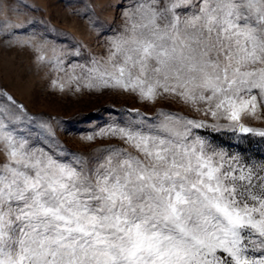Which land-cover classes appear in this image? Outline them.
Returning a JSON list of instances; mask_svg holds the SVG:
<instances>
[{
	"label": "snow or ice",
	"instance_id": "obj_1",
	"mask_svg": "<svg viewBox=\"0 0 264 264\" xmlns=\"http://www.w3.org/2000/svg\"><path fill=\"white\" fill-rule=\"evenodd\" d=\"M125 16L107 58L76 65L81 74L69 83L152 102L174 97L213 123L166 112L150 123L134 110L139 119L106 133L127 147L86 157L62 148L50 124L8 96L0 264H264V162L196 131L264 138L241 123L264 109V0H135ZM24 27L0 20V35ZM52 51L56 67L81 55Z\"/></svg>",
	"mask_w": 264,
	"mask_h": 264
},
{
	"label": "rangeland",
	"instance_id": "obj_2",
	"mask_svg": "<svg viewBox=\"0 0 264 264\" xmlns=\"http://www.w3.org/2000/svg\"><path fill=\"white\" fill-rule=\"evenodd\" d=\"M134 4L135 0H0V20L25 26L16 29L15 35H0V105L10 104L7 97H12L30 117L51 125L62 148L86 157L108 147H127L106 133L111 127H124L130 118L139 119L134 110L150 123L159 122L161 112L213 123L174 97L152 102L120 89H89L82 83L77 91V83H69L70 77L81 74L76 65L88 66L93 58H107V41L124 31L125 13ZM53 46L69 52L79 50L81 55L63 57L56 67L50 62ZM260 115L261 119L242 116L241 123L264 130V109ZM196 131L217 149L239 153L253 164L264 162V138L227 128Z\"/></svg>",
	"mask_w": 264,
	"mask_h": 264
}]
</instances>
